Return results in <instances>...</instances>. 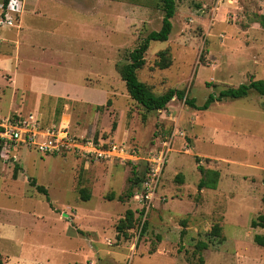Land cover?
<instances>
[{
  "label": "rangeland",
  "instance_id": "obj_1",
  "mask_svg": "<svg viewBox=\"0 0 264 264\" xmlns=\"http://www.w3.org/2000/svg\"><path fill=\"white\" fill-rule=\"evenodd\" d=\"M27 1L2 13L0 0V20L12 22L0 24L1 39L12 37L9 28L23 37L16 61L0 62V124H34L32 143L1 144L3 264H264L252 240L264 230L250 228L264 215V98L251 92L204 111L173 99L147 112L116 68L161 27V0H85L57 17L44 0L40 27L22 33ZM174 2L168 39L150 41L137 71L152 93L182 89L200 105L210 93L264 80V0ZM163 51L167 67L158 65ZM48 141L53 149L41 151ZM160 157V181L143 208L134 180ZM195 158L218 171L216 189L197 190ZM127 210L134 223L123 235L116 226ZM216 224L222 243L209 237ZM198 241L207 243L200 253Z\"/></svg>",
  "mask_w": 264,
  "mask_h": 264
},
{
  "label": "trees",
  "instance_id": "obj_2",
  "mask_svg": "<svg viewBox=\"0 0 264 264\" xmlns=\"http://www.w3.org/2000/svg\"><path fill=\"white\" fill-rule=\"evenodd\" d=\"M8 0H2V8H5ZM161 6L163 10V17L161 21V27L157 31L149 32L146 37L129 53L128 62L117 67L116 70L120 76V79L124 82L125 88L129 98L139 107L143 108L145 111H156L163 110L166 108V105L173 99L182 100L185 105L199 111L207 110L211 104L214 102L222 101L224 99H242L249 95L251 92H255L260 97L264 98V80H251L247 84H240L236 88H226L220 90L217 94L210 93L207 95L206 99L202 104H195L194 99L188 98L185 91L182 89H168L162 94L156 95L152 93L149 87L138 80L137 71L142 68L145 63L144 53L147 51L150 41H160L165 42L172 29L171 19L175 13V2L174 0H161ZM165 52H161V64H158L163 67L169 65V61L164 56ZM96 109L100 110L101 106H97ZM114 124L112 129H114ZM2 128L0 127V132ZM1 149V144H0ZM197 163V170L201 174V177L197 184V190L201 189H216L219 173L217 170L204 169L200 164H198V158H195ZM17 167H14L12 177L13 179L17 176ZM178 178H181L178 175ZM144 178L140 180L136 178L135 184L138 186L142 184ZM31 185L35 188L38 193L45 195V200L48 202L47 191L43 186L35 185V181L31 180ZM264 185V178H263ZM81 197L83 200H88V194L84 191L81 192ZM264 200V196H263ZM133 216L134 213L131 210H127L122 219L118 221L116 230L118 233L125 234V231L133 227ZM250 228H260L264 230V215H258L254 220L250 222ZM146 229V222H143L141 230ZM221 227L220 225H213L209 232V237L217 238L220 243L224 241L221 236ZM184 232L182 231L181 234ZM253 242L264 248V235L255 234L252 238ZM207 248V243L203 241L196 242L194 249L196 252L200 253L202 250ZM199 262L202 263V260L199 258ZM0 264H3L2 258L0 256Z\"/></svg>",
  "mask_w": 264,
  "mask_h": 264
},
{
  "label": "built area",
  "instance_id": "obj_3",
  "mask_svg": "<svg viewBox=\"0 0 264 264\" xmlns=\"http://www.w3.org/2000/svg\"><path fill=\"white\" fill-rule=\"evenodd\" d=\"M25 1L26 0H8L6 7L2 8V13L9 10L10 12L16 13L22 8V5ZM4 22L8 25L12 24L10 18L6 20H0V24ZM28 126H34L32 120L28 122L6 120L3 124H0V127L2 128V131L0 132V144H5L8 140L32 143L34 134L31 130L27 129ZM52 147L53 144L51 141H48V143L39 144L41 151L53 149ZM165 161L166 160L164 157H160L159 160H157L156 166L150 169V173L146 175L140 186V191L134 196L135 199L140 201L143 208H147L146 205L151 202L155 194L160 181L161 170Z\"/></svg>",
  "mask_w": 264,
  "mask_h": 264
},
{
  "label": "crops",
  "instance_id": "obj_4",
  "mask_svg": "<svg viewBox=\"0 0 264 264\" xmlns=\"http://www.w3.org/2000/svg\"><path fill=\"white\" fill-rule=\"evenodd\" d=\"M47 3L50 4V8L52 9L51 11H53V13L51 14L52 16L50 17L53 16L57 17L56 9L63 10L66 8V9L74 10L76 7L79 6V4L81 5V3H86V1L85 0H47ZM43 4H45L44 0H28L26 2L18 26L19 27L18 29H20L23 26L21 30L22 33L26 32L30 24H33V26L35 27H40V21L42 17L45 16V14L43 13L45 12V6ZM1 7H2V3H1ZM9 29L13 33L12 37L10 36L8 38L3 37L2 39L0 37V40L2 41V44L0 43V50L2 53L1 55L4 58L1 59L0 62H2L4 66L10 64L11 61H16L17 51L19 50L23 38L22 36H19L20 33L19 30L16 32L11 28ZM7 43H13V44L8 45V48H6Z\"/></svg>",
  "mask_w": 264,
  "mask_h": 264
}]
</instances>
